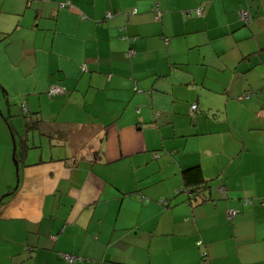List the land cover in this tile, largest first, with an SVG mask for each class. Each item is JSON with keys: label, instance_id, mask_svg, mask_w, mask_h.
<instances>
[{"label": "crops", "instance_id": "0c3cea01", "mask_svg": "<svg viewBox=\"0 0 264 264\" xmlns=\"http://www.w3.org/2000/svg\"><path fill=\"white\" fill-rule=\"evenodd\" d=\"M0 111V264H264V0H0Z\"/></svg>", "mask_w": 264, "mask_h": 264}, {"label": "trees", "instance_id": "16d2710c", "mask_svg": "<svg viewBox=\"0 0 264 264\" xmlns=\"http://www.w3.org/2000/svg\"><path fill=\"white\" fill-rule=\"evenodd\" d=\"M197 9V8H196ZM195 9V10H196ZM195 10H194V13H193V16L192 17H198L197 15H196V13H195ZM152 12V11H151ZM133 13H135V12H133ZM200 16V15H199ZM106 18H109V17H111V15L110 14H107L106 16H105ZM159 20V19H158ZM124 37H122V39H123ZM131 51H134V49H131V48H129L128 49V51L126 52V54H127V56H129L130 55V53H131ZM54 85H59V86H61L60 84H58V83H56V84H54ZM53 86V85H52ZM51 87V86H50ZM49 87V88H50ZM48 88V89H49ZM64 88V87H63ZM137 91L138 92H141V91H143L142 89H137ZM47 92H48V90H47ZM65 93V88H64V92L63 93H61V94H58V95H55V96H52V98H56V97H59V96H61L62 94H64ZM50 97V96H49ZM22 103H24L25 105H26V103H25V101H23ZM22 103H21V105H22ZM191 106H193V105H191ZM194 106H195V109H191L192 111H195L196 109H197V106L194 104ZM191 108V107H190ZM20 109H21V116L23 117V119H24V121H25V127L27 128V129H30V128H32L33 126H34V122H32V120H31V118H30V116H29V112H28V110H26V111H23V109H22V107L20 106ZM4 121L6 122V124H7V126L9 127V130L11 131V132H13L12 130L13 129H11L10 128V123H9V119H8V117H5L4 118ZM30 122L32 123V124H30ZM34 128V127H33ZM13 137H14V135H13ZM24 142V141H23ZM29 148V146L28 145H26V142H24V144H23V146H21V150H20V152L18 153L17 152V148H15V152H14V157H12L16 162V166L17 165H19V162H23V161H25V151L27 150ZM20 155V157H19V155ZM182 178H183V180H184V186L183 187H181L180 189H178L177 191H176V193H181V192H184V193H187V195H188V199H187V201L188 202H192V200H194V198L196 197V196H194L195 195V193L193 192V190L190 188V186H194V185H197V186H199L200 185V187H202L201 186V184L204 182L203 181V177H202V174H201V171H200V169H199V167L198 166H195V167H192V168H189V169H186V170H184L183 172H182Z\"/></svg>", "mask_w": 264, "mask_h": 264}, {"label": "built area", "instance_id": "2783aa9c", "mask_svg": "<svg viewBox=\"0 0 264 264\" xmlns=\"http://www.w3.org/2000/svg\"><path fill=\"white\" fill-rule=\"evenodd\" d=\"M151 11L153 13V18L154 20H158L161 16V10L159 8V5L158 4H154L153 7L151 8ZM195 13L197 16L201 15V8L198 7L196 10H195ZM239 17H240V20L244 23H248L251 19L250 15L248 14L247 11H244V10H240L239 11ZM134 53V51H131L130 55H132ZM135 90H137L135 88ZM64 92V88L62 86H59V85H53L51 86L49 89H48V95L50 97L52 96H55V95H58V94H61ZM23 111H26V106L24 105V103H22L21 105ZM191 109H195V106H191ZM222 191H223V188H220ZM161 203L165 202V201H160ZM261 202L264 204V199L261 200ZM252 201L250 199H245L243 201V204L244 205H248V204H251ZM227 218H231L233 214H235V211L232 210V209H229L227 211ZM61 257L66 260L68 263H73V262H76V261H81V258H76V256H73L71 254H62Z\"/></svg>", "mask_w": 264, "mask_h": 264}, {"label": "rangeland", "instance_id": "374dc122", "mask_svg": "<svg viewBox=\"0 0 264 264\" xmlns=\"http://www.w3.org/2000/svg\"><path fill=\"white\" fill-rule=\"evenodd\" d=\"M259 82H261V79H259ZM252 97H253V99H255L256 95H252ZM235 99H237V97H235ZM245 102H247V101H245ZM258 111L261 112L262 110L258 107ZM2 113L0 111V114H2ZM0 117H1V119L3 121V124L5 125V128L7 129L8 134H9L10 139H11V144L9 145L10 146L9 147L10 151H9V154H7V156H6V162H7L8 168L6 167L5 169L8 170V171H5L4 182L7 180L6 176L10 175V179L12 178V180L14 182V187H15L18 184V182H19V176L18 175L20 174V172L18 173V171H19L20 166L19 165L16 166V163H15L16 161L12 158V135H11V132L9 130V127L7 126L6 122L4 121V118L7 117V115H5V113H4L3 117H2V115H0ZM19 122H20V125H18ZM30 124H32V123L30 122ZM12 125H15L16 128H20V129L17 130L18 133L20 132V130L24 131V127L25 126H24V119L23 118H20L19 116H17L15 118V121H13ZM43 125L44 124H42V126ZM42 126L40 128V131L42 129ZM32 153H34V152H32V151L29 152V155L26 158L27 160H29V156ZM35 155L38 156V154H36V153H35ZM20 170H21V168H20Z\"/></svg>", "mask_w": 264, "mask_h": 264}, {"label": "water", "instance_id": "95a60500", "mask_svg": "<svg viewBox=\"0 0 264 264\" xmlns=\"http://www.w3.org/2000/svg\"><path fill=\"white\" fill-rule=\"evenodd\" d=\"M12 145H13V148H12V157H14V152H15V148H16V143L12 137Z\"/></svg>", "mask_w": 264, "mask_h": 264}]
</instances>
